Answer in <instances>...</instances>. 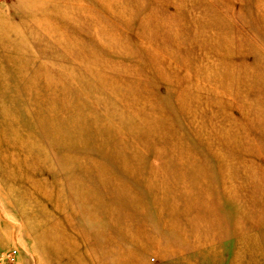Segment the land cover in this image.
<instances>
[{
  "label": "rangeland",
  "instance_id": "obj_1",
  "mask_svg": "<svg viewBox=\"0 0 264 264\" xmlns=\"http://www.w3.org/2000/svg\"><path fill=\"white\" fill-rule=\"evenodd\" d=\"M6 264H264V0H0Z\"/></svg>",
  "mask_w": 264,
  "mask_h": 264
},
{
  "label": "built area",
  "instance_id": "obj_2",
  "mask_svg": "<svg viewBox=\"0 0 264 264\" xmlns=\"http://www.w3.org/2000/svg\"><path fill=\"white\" fill-rule=\"evenodd\" d=\"M16 254L15 250H8L2 254H0V264H6L9 263L10 260L14 258Z\"/></svg>",
  "mask_w": 264,
  "mask_h": 264
}]
</instances>
